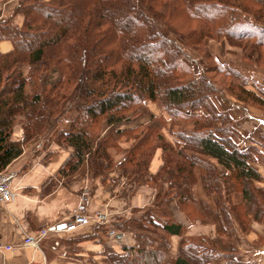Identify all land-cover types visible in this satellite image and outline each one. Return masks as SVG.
<instances>
[{
    "label": "trees",
    "instance_id": "obj_1",
    "mask_svg": "<svg viewBox=\"0 0 264 264\" xmlns=\"http://www.w3.org/2000/svg\"><path fill=\"white\" fill-rule=\"evenodd\" d=\"M17 14L24 17L22 27L13 17L0 22V41L14 46L0 53V171L62 113L75 111L57 141L73 151L64 174L86 160L96 177L119 168L142 178L157 151L163 152L159 170L147 179L157 190L155 200L136 211L141 216L129 228L137 246L124 247L113 260L165 264L169 237L183 233L169 205L175 201L189 217L215 225L218 236L181 238L172 264H240L237 228L247 231L251 221L264 218V188L257 185L264 177L254 166L261 154L254 141L264 134L257 131L246 149L233 140L234 120L213 102L218 84L228 81L227 92L243 102L251 101V91L205 41L222 39L232 47L251 42L261 49L264 0H21ZM186 48L211 60L199 74L186 64ZM147 102L162 114L151 113ZM20 117L24 138L13 140ZM167 121L178 158L161 133ZM176 125L180 130L173 132ZM119 152L124 154L116 161ZM198 183L203 195L192 193ZM239 193L241 212L232 199Z\"/></svg>",
    "mask_w": 264,
    "mask_h": 264
},
{
    "label": "crops",
    "instance_id": "obj_2",
    "mask_svg": "<svg viewBox=\"0 0 264 264\" xmlns=\"http://www.w3.org/2000/svg\"><path fill=\"white\" fill-rule=\"evenodd\" d=\"M20 1L0 0V22L13 17V23L22 27L23 15L14 16ZM41 1L50 3L52 0ZM261 25L264 27V21ZM205 47L218 62L241 74L247 81L246 89L251 91V107L238 99L232 103L224 101L220 105L225 110L223 112L229 113L238 127L250 123L251 136L257 131L264 134V46L257 49L251 44V56L231 52L222 39H207ZM13 50L11 41H0V53L8 54ZM203 67L206 68V65ZM28 92L31 93L30 87ZM149 104L153 105L147 102V107ZM154 111L151 113L159 116L157 108ZM20 123H25L24 117H20L13 126V140L24 138ZM254 142L261 151L254 166L264 177V139L258 138ZM72 152L70 147L59 145L49 137L37 136L24 146L23 154L5 169L15 173L13 187L17 196L9 203L0 202V264H126L113 260L111 255H124V247L137 246L129 228L134 229L135 219L141 216L136 211L152 206L155 200L157 190L147 183V179L159 170L163 152L157 151L149 173L142 178L127 177L119 168L96 177L91 174L86 160L73 173L64 174L61 170ZM219 171L225 172L222 167ZM257 185L264 188V180ZM87 187L90 191L89 215L94 216L97 212L107 214L111 226L124 232L122 242L108 236V225L95 222L72 232H67L65 227L60 228L70 219ZM191 188L192 193L197 195V186ZM170 207L174 218L182 224L183 233L169 237L170 258L165 264L173 263L181 238L215 239L218 236L215 225L204 224ZM45 228H49L50 232L40 241V248L23 245L26 235L36 234ZM234 246L238 250L240 264H264V218L251 221L247 231L237 228Z\"/></svg>",
    "mask_w": 264,
    "mask_h": 264
},
{
    "label": "rangeland",
    "instance_id": "obj_3",
    "mask_svg": "<svg viewBox=\"0 0 264 264\" xmlns=\"http://www.w3.org/2000/svg\"><path fill=\"white\" fill-rule=\"evenodd\" d=\"M251 44H252L251 42L250 43H245V47H232V46H229V47L231 49V52H237V53H241L242 52V54L244 53V54H246V56L247 55L251 56ZM253 47L254 46L252 45V48ZM185 52L188 55V57L186 58L185 62H186V64L188 66H190L194 70V72L196 74H199L203 69H205V67H203L204 65H206V67H207L209 65V63L211 62V60H207L205 58L204 54L199 52V51H195V50H193L191 48H186ZM57 79H58V75L54 74L51 82L55 83L57 81ZM220 80H222V78H221L220 75H218L216 77V81L220 82ZM226 82H228V81H226ZM226 82H224L223 85H225L227 87L228 84H226ZM226 87L221 86V85L218 84V88H219V90L221 92L219 93V95H217L216 97L213 98V102L216 105L218 111H220V112H223V110H224L223 107L221 108V106H220L222 103H225L226 101H230L232 103V102H234V100H236V97L231 95V93L227 92L228 90L226 89ZM74 100H75L74 102L78 101L76 98ZM245 103H246L245 105L247 107H251V101L250 100H248ZM156 108H157V106H155V104H153V105L149 104L148 109H149L150 112L154 111V110L156 111ZM157 110L159 111V115H161L162 112L158 108H157ZM75 115H76L75 111H70V112L66 111V112L62 113L61 114V118L59 120H57V122H54L52 124V128H50L49 130L45 131L43 133V136L49 137V139L54 140L56 143H58L60 145L61 143L57 142L58 139H59L60 132L67 131V129L69 127V124H70V121H71V119H73V117ZM162 116L160 118L164 117V116L163 117ZM247 124L245 126H242V127L241 126L238 127V123L235 122V121L232 124V130H233L232 138L237 143L238 147L241 148V149H246L247 147H249L251 145V139H250L251 138V128H250L251 124L250 123H247ZM18 125H21V123L18 124ZM23 125L24 124L22 123L21 126L23 127ZM169 127H170V123H169V125H165L161 129V133H162V135H164V138L166 140V144H167V146L170 149V153L175 158H178L177 151H176V146L174 144L175 143V137L168 133ZM241 129L243 130V132H241ZM172 130H173V132H178V130H180V127L176 125V126H174L172 128ZM122 146L124 148L128 147L127 144H125L124 142H122ZM123 154H124L123 152H119L116 155L115 160L116 161L120 160L122 158ZM193 186H195V185H193ZM196 186H197V189H198L197 195L198 194H200V195L202 194L203 195V193L201 191L202 189H201V186L199 185V183ZM240 196H241L240 193L239 194H234L232 199H233L234 203L239 204V208H240V212H241V210H244V205H243L244 203H242V200H241ZM170 205L172 206L173 209L174 208L176 209V212L179 211V212L183 213L176 206L175 202H170Z\"/></svg>",
    "mask_w": 264,
    "mask_h": 264
},
{
    "label": "built area",
    "instance_id": "obj_4",
    "mask_svg": "<svg viewBox=\"0 0 264 264\" xmlns=\"http://www.w3.org/2000/svg\"><path fill=\"white\" fill-rule=\"evenodd\" d=\"M15 173L7 170L0 171V202L3 204L11 202L16 196L17 192L13 187V179ZM90 201L89 188L81 194L80 203L73 211L69 220L64 224L67 232L77 230L82 226L89 225L92 222L108 225V236L118 242H122L125 238L124 232L111 226L109 222V216L104 212H97L94 216H90L88 213V205ZM50 232L49 228L39 230L36 234L26 235L23 241V245L31 248H40V241L45 238Z\"/></svg>",
    "mask_w": 264,
    "mask_h": 264
},
{
    "label": "water",
    "instance_id": "obj_5",
    "mask_svg": "<svg viewBox=\"0 0 264 264\" xmlns=\"http://www.w3.org/2000/svg\"><path fill=\"white\" fill-rule=\"evenodd\" d=\"M60 228H64V226H61Z\"/></svg>",
    "mask_w": 264,
    "mask_h": 264
}]
</instances>
